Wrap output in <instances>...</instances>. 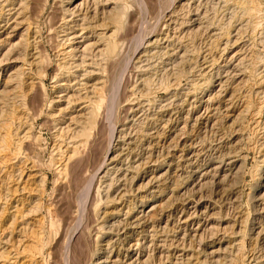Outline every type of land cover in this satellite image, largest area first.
<instances>
[{"label": "rangeland", "instance_id": "374dc122", "mask_svg": "<svg viewBox=\"0 0 264 264\" xmlns=\"http://www.w3.org/2000/svg\"><path fill=\"white\" fill-rule=\"evenodd\" d=\"M26 1L22 28L0 23V264H264V0H254V16L239 10V0H127V21L116 34L121 50L104 80L107 96L116 93L114 120L102 117L75 139L86 113L61 132L46 108L68 50L52 31L62 22L61 0ZM13 2L0 0V17ZM94 5L82 9L91 27L110 10ZM195 14L197 28L181 26ZM154 36L159 43L149 47ZM25 40L40 55L3 88L21 65L12 62H22ZM126 61L129 79L120 83ZM175 68L187 74L177 77ZM176 79L171 90L155 88ZM203 79L213 86L210 102H195L202 91L194 84ZM22 95L34 99L23 104ZM115 129L122 130L118 139ZM71 143L79 153L67 161ZM110 147L120 158L107 170Z\"/></svg>", "mask_w": 264, "mask_h": 264}, {"label": "bare ground", "instance_id": "6f19581e", "mask_svg": "<svg viewBox=\"0 0 264 264\" xmlns=\"http://www.w3.org/2000/svg\"><path fill=\"white\" fill-rule=\"evenodd\" d=\"M24 1H26V0H14L13 3H10V4H8L6 6L8 8V10L6 9V7L5 8L4 7L3 8L1 7L2 10L3 9H6V11H7V13H5V14L2 13V16L0 17V23H2V24L4 23L3 24L4 28H8V29L11 28V30H13V32L19 30L20 29V27H19L20 25H21V28H22L23 23L21 21H19V19H20L19 18V15L21 14L20 13V10H21L20 8H21L22 4L25 3ZM100 1H101V3H103L102 8L104 9V12H107L105 10L108 9V8H110V10L108 9L109 11L107 12V15L102 19V21L99 22L98 25H96L94 27H91V25H90L91 22L89 21V18H88L89 16L87 17L86 14H82V9L84 7H87V5L90 6V4L97 5L98 2L100 3ZM190 1H196V0H186L185 3H188ZM201 1H204V0H201ZM181 2H179V3L181 4ZM254 2H255L254 0H239L237 2V4L239 6V10L241 9L242 10V13L244 15L254 16L255 14H258L260 12V9H259L258 5L256 3H254ZM112 5H113V7H110ZM183 6H185V4H183ZM95 8H97V7H95ZM89 10H90V7H89ZM129 10H130V5H129V2L127 0H123L121 2H119V1L117 2L116 0H61V12H62V17L61 18H62V22H61V25L57 27V29H52V31L55 32V33H57L56 36H57V38L60 39V44L62 46H66L68 50H67V52L63 51V52H65V55L62 56V58H63L62 60L63 61L60 62V63H57V65H56L57 68L59 69V73L57 75H55L56 76V78H55V80H56L55 81V86L53 85L55 87V89L53 88V90H55V92L53 91L54 92V96H52L47 101L48 104H47V107L46 108H47V115H49L51 117V121H52V123L54 125V128L55 129H58V130H61V132H63V129H64V128H62L61 125H70V124L71 125L72 124L75 125V122L76 121L78 122V119H80L82 117V115H84V113H86L87 116H86L85 120L83 122H80L78 125H75V131L76 132L74 131L75 137L73 139H75L76 137H78V135H80V136H82V135L83 136H87L90 130H92L93 128H96L99 125V120L102 117H105L106 119H108L110 121V125H111V123L114 120V117L112 116V109H113V104L116 102V93L113 92L114 94H112L110 96L108 94V96H107V93L105 92V87H104L105 86L104 80H105V77H106V72H107L108 66L111 64L112 61H114L117 58V56H118V54H119V52L121 50L122 43L117 41L116 34L118 33V31L120 29L124 28L125 23L127 21V16H128ZM101 12H102V10H101ZM88 13H90V12H88ZM95 13H97V12H95ZM94 17H96V16H94ZM195 17H196V19H192L191 16L189 18H185L184 21H182L181 26L182 27L183 26H190L187 29L197 28L200 25V22H201L200 14H195ZM168 21L169 20H166V22H165L166 23L165 25H167V26H168ZM232 23L233 22H232V19H231L226 24H223L224 26L221 27V32H223L224 34L225 33L228 34L230 32L229 31L230 28L232 27ZM47 24H48V22H47ZM110 27H112V29H110ZM89 30L91 31L90 33L88 32L90 34V37L86 35L87 34V31H89ZM19 36H21V40H22L23 37L25 36L24 31H21V35H19ZM92 37H94L96 39L95 42H92L91 41L92 40ZM48 38H50V37H48ZM158 38H159V36H156V37L154 36L153 38H150L148 41H146V43L149 45V47H154V46L158 45V43H159V39ZM10 44H11V42H10ZM17 45L18 44H14L13 43L8 50L6 49L7 51L4 53V56H7L8 54L10 55V52H13L12 51L13 48L17 47ZM22 46L24 48L23 49L24 53L22 55L23 56L22 62H17V60H15L17 57L14 58L13 59L14 61L12 62L14 64L15 63L16 64L17 63H20L21 65L19 67L17 65H14L13 66L12 73L11 74L8 73L9 75L6 76V81L4 79V83H3V86H2L3 88H7V86L10 84L11 81H13L14 78H17V77L23 76V75H27V74L24 73L25 71H22L21 66L23 67L24 65H27L25 67H29L28 69H30V66H32L31 60L33 61L35 59L33 57L34 56L35 57H38L40 55L38 51H33V53L30 54V42L28 40H25L23 42V45ZM189 49H190V47H189ZM58 56H59V53H58ZM183 57H184V55L180 57V60H182ZM7 59H9V58H7ZM128 63L129 62H127V61L124 63L123 69L121 70L122 72H120V75L118 76L119 77L118 79H120V83H121L122 79L125 77V75L127 76L126 73L128 71H130V70L127 71V68L129 67L128 66ZM1 65H2V63H1ZM176 71H177V69H176ZM28 72H29V70H28ZM41 73L43 75H45L46 69L43 68ZM186 74H187V71L179 70V71L176 72V76L177 77H182V76H184ZM3 75H5V74H3ZM126 78H128V76ZM40 81H41V79H40ZM73 81H74V84H71ZM175 82L176 83H174V84L171 85V83L168 80H165V81H162L161 80L160 84L157 85L155 88H159L160 87V88L166 89V91L167 90H171L170 89L171 86H174V87L178 86L179 79H176ZM189 82H190V80H189ZM190 84H191V82H190ZM194 85L197 87L196 90L202 91L200 93V97H198V98L196 96L193 97L194 98V101L195 102H200V103L202 101L210 102V88L213 87V86H211L210 80L203 79L200 85H196V84H194ZM217 85L219 87V84H217ZM75 86H77V87L79 86V87L76 89ZM80 88H82V89L80 90ZM117 88H119V87H117ZM78 90H80V91H78ZM81 91H83L82 94H79L78 92H81ZM75 92L78 93V95H77L78 98L77 99H74L73 98ZM115 92H117V91H115ZM183 92H185L184 93L185 94V97L188 96L190 94L189 87H187L186 89H183V91L181 93H183ZM191 93H194V92L191 91ZM170 94H173V92L170 93ZM9 96H11V95H9ZM21 98H22L23 104H24L25 100L29 99V97L26 96V95H22ZM111 98H112V100H111ZM31 99L33 100L34 97L30 98L29 100H31ZM110 101H111V106L109 105ZM6 105L7 104H5V106ZM19 105H17V106H19ZM80 106H84V107L83 108H79ZM2 108H4V107H2ZM44 108H45V106H44ZM8 112L10 113V110ZM131 112L134 113V110L132 109ZM42 113H43V110L42 109L40 111L34 112L32 118H34L35 120H37L39 117H41ZM2 114H3V112H2ZM17 118H19V117H17ZM112 118H113V120H112ZM9 119L10 118H8V120ZM102 120H103V118H102ZM26 122H28V121H26ZM6 125H8V124H6ZM22 126H24V125H19L18 124V126L16 128L17 135H20V134L23 133L24 129H22L23 128ZM67 127L69 128L70 126H67ZM114 128H115V126L112 127V129H114ZM113 134H117L118 135L117 139H118L119 136L122 134V130L121 129L120 130L119 129H115L113 131ZM22 136H23V138H25L27 136L26 135V132ZM58 137H59V135H58ZM76 144L75 143H71L70 144V149H68L67 150V153H66V155L68 156L67 161L73 160L75 158V156L77 155V153H79V152H77V146H76ZM104 157L105 158L103 159L104 160L103 161V165L105 167L108 166L107 170H112V166L120 158V154H118L117 150L115 151L114 148L110 147V148H108V150H106V154H105ZM76 161H78V159ZM67 164L64 165L63 169H66L67 168V166H68ZM51 166L52 165H50L49 167H51ZM103 168L104 167H100L99 168V172L101 171L100 172V175L102 176V178H105L106 172H103ZM104 169H106V168H104ZM212 169L217 170V172H218V170L220 169V167L216 166V168H212ZM214 170H213V172H214ZM21 171H23V170H21ZM57 172H58V169H57ZM115 190H117V189H115ZM105 197L107 199L108 198V195H105ZM94 208H95V206H94ZM193 234L196 235L197 234V231H195ZM68 244H70V243H68ZM215 253L216 252L213 250V247H212V250L210 251V255L213 257ZM98 256H99V254H98ZM107 260H109V259H107ZM135 260L136 259H134V261ZM97 262H96V264H102V262H99V263H97ZM132 263H133V261H131L129 264H132Z\"/></svg>", "mask_w": 264, "mask_h": 264}]
</instances>
